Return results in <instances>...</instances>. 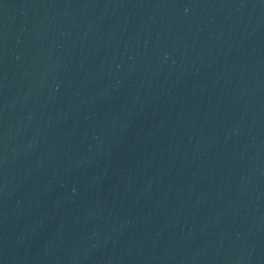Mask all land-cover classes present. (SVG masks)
Segmentation results:
<instances>
[{"label": "water", "instance_id": "obj_1", "mask_svg": "<svg viewBox=\"0 0 264 264\" xmlns=\"http://www.w3.org/2000/svg\"><path fill=\"white\" fill-rule=\"evenodd\" d=\"M0 264H264V0H0Z\"/></svg>", "mask_w": 264, "mask_h": 264}]
</instances>
